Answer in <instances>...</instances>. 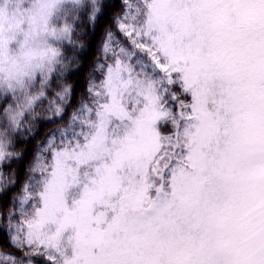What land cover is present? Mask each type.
<instances>
[{"label": "snow or ice", "instance_id": "1", "mask_svg": "<svg viewBox=\"0 0 264 264\" xmlns=\"http://www.w3.org/2000/svg\"><path fill=\"white\" fill-rule=\"evenodd\" d=\"M0 264H264V0H0Z\"/></svg>", "mask_w": 264, "mask_h": 264}, {"label": "trees", "instance_id": "2", "mask_svg": "<svg viewBox=\"0 0 264 264\" xmlns=\"http://www.w3.org/2000/svg\"><path fill=\"white\" fill-rule=\"evenodd\" d=\"M0 243H3V240L2 239H0Z\"/></svg>", "mask_w": 264, "mask_h": 264}]
</instances>
